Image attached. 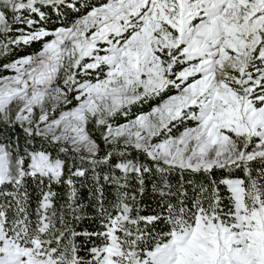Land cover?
Returning <instances> with one entry per match:
<instances>
[{"label":"snow or ice","instance_id":"6c2138e0","mask_svg":"<svg viewBox=\"0 0 264 264\" xmlns=\"http://www.w3.org/2000/svg\"><path fill=\"white\" fill-rule=\"evenodd\" d=\"M32 42L0 66V264H264V0H0V55Z\"/></svg>","mask_w":264,"mask_h":264},{"label":"trees","instance_id":"16d2710c","mask_svg":"<svg viewBox=\"0 0 264 264\" xmlns=\"http://www.w3.org/2000/svg\"><path fill=\"white\" fill-rule=\"evenodd\" d=\"M82 3H98L100 0H81ZM15 27V26H14ZM41 47L40 42H32L29 45H22L21 48L22 50H19L18 53L19 55L13 54V57L17 56H23V55H30L34 51H38L39 48ZM8 58L6 57L0 66H2L5 63H8ZM12 72L10 71H4L2 68H0V75H8ZM158 101H153L152 103H157ZM141 106H136L133 108V112L135 113ZM143 110L147 111L149 109V105H143ZM125 122V117L123 115L118 116L114 123H123ZM101 184L104 186V195L109 201H114L116 197V186L111 185V184H104L103 180H101ZM35 186H32V189H30V193L32 195V203H31V209L34 213L36 203V193L33 191ZM77 192H78V197L80 199V204L83 207L84 211L78 213L80 216V219L75 222V227L78 232H84L85 230L87 231H93L97 226H98V221L93 222V218L96 215V207H98V203L94 202L90 197H89V188L88 187H83L79 183L76 184ZM146 192H147V197L144 198V204L150 205L152 204V191H151V183L150 181L146 183ZM106 207L108 206L107 204L105 205ZM34 219V216H33ZM78 243L82 244L85 243V238L80 237L78 240ZM81 255H83V252H81Z\"/></svg>","mask_w":264,"mask_h":264},{"label":"rangeland","instance_id":"374dc122","mask_svg":"<svg viewBox=\"0 0 264 264\" xmlns=\"http://www.w3.org/2000/svg\"><path fill=\"white\" fill-rule=\"evenodd\" d=\"M15 34H16V33H13V35H15ZM21 46H22V44H21V45H18V46H16V45L11 46L10 49H9V51H8L5 55H0V64L2 63V61H3L6 57H7L8 60H9L8 63L11 62V61L14 60V59L19 58L20 56L13 57L12 55L18 53L19 50H22ZM16 55H19V54H16ZM12 74H13V73H10V74H8V75H12ZM72 106H73V105H69L68 107L70 108V107H72ZM65 110H67V108H66ZM148 110H150V109H148ZM58 114H59V112L56 113V115H58Z\"/></svg>","mask_w":264,"mask_h":264}]
</instances>
